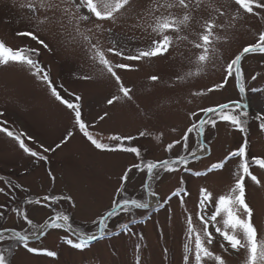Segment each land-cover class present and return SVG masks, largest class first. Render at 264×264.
<instances>
[{"label":"rangeland","instance_id":"1","mask_svg":"<svg viewBox=\"0 0 264 264\" xmlns=\"http://www.w3.org/2000/svg\"><path fill=\"white\" fill-rule=\"evenodd\" d=\"M25 2L0 0V40L13 48L39 49V57L34 58L48 72L61 96L79 104L82 119L96 139L114 145L116 142L109 139L113 135L135 137L124 143L126 146L139 147L145 161L172 159L178 154L189 156L179 145L171 153L166 152L165 148L168 143L180 139L193 122L190 112L201 107L237 101L247 105L242 111L248 115L241 118L245 120L248 132L241 133L223 122L218 123L216 128L206 126L202 138L206 147L210 148V153L201 150V142L195 132L190 134L189 148L199 153L201 158L189 159V168L192 171H205L230 151L238 149L245 138L248 141L249 158L264 157V132L259 130V122L255 119L257 114L264 113V55L249 54L242 61L244 97L235 85V78H229L227 84L218 91L204 96L193 95L222 81V66L225 62L242 46L253 42L259 30H264V22L258 18L242 22L244 26L239 28L235 38L217 53L222 59L216 61L215 67L210 65L200 76L187 80L177 81L176 77L184 75L190 68L195 71V68L186 61L181 63L174 54L139 62L120 61L109 56L114 62L133 65L131 70H117L124 85L132 89L133 99H121L109 105V99L121 95L117 84L110 75L101 73L99 65L94 63L90 52L81 43L69 42L67 36H61L44 26L37 34L48 43L50 51L29 37L16 35L18 31H33L36 28V22L30 20L27 10L21 7ZM104 27H111L133 50L146 46L152 39L139 30L128 29L122 23L115 26L105 23ZM129 36H135L136 39H126ZM106 37L107 33L103 43L108 47L110 45ZM152 75L160 79L152 82L149 79ZM85 76L90 79H84ZM254 76L255 79L252 78ZM75 96L81 99L76 101ZM0 113V127L22 134L21 138L27 147L46 157L44 160L32 157L19 147L16 140L0 132V177L4 178L0 180V188L4 189L0 193V204L8 207L18 205L26 209L34 223H43L54 209L65 210L74 228L96 232L98 228L92 221L108 209L123 172L139 162V158L131 153L96 149L79 131L74 113L55 99L42 80L26 67L17 64L0 65ZM140 132L146 135L141 137ZM44 148L49 151L44 152ZM238 163V159L234 158L223 170L207 177H196L184 171L182 166L175 173L161 171L147 182L162 201L178 187L186 189L189 195L183 197L184 207H181L179 198L173 197L159 211L153 210L156 203L154 198L150 202L151 199L144 194L150 203L149 209L137 210V214L131 218L121 216L109 221L108 234L132 219L135 221L148 215L144 221L129 224L134 235L119 231L116 235L93 241L89 249L80 252L63 243V231L51 230L40 241L31 242V246L54 250L58 253L57 257L27 254L17 248L15 251L18 254L13 264H135L134 248L137 243L142 245V264H183L186 215L193 216L197 230L201 227L196 216L200 188L207 187L215 196L227 193L235 182L234 173ZM251 171L261 181V185L246 178V202L253 209V222L258 235L264 239V169L253 165ZM7 181L20 187H10ZM145 181L144 173L133 170L128 182L129 193L140 196V186ZM45 195L71 196L75 207H71L70 202H60L48 208L25 203L28 199H42ZM3 210L8 218L0 221V224L11 225L15 220L14 213ZM16 223L19 225L20 221L16 220ZM209 230L214 231L211 226ZM141 234L143 240L139 239ZM221 243L224 242L217 235L212 245L216 254L221 255L227 264H244L242 251L224 252L220 248Z\"/></svg>","mask_w":264,"mask_h":264},{"label":"snow or ice","instance_id":"2","mask_svg":"<svg viewBox=\"0 0 264 264\" xmlns=\"http://www.w3.org/2000/svg\"><path fill=\"white\" fill-rule=\"evenodd\" d=\"M29 13V19L36 22L33 31H18V37H29L41 45L46 50H51L37 31L41 26L55 32L61 36H67L69 42H79L90 52V58L99 65L102 74L110 75L116 82L121 95L113 96L108 100L111 105L121 99L131 101L133 99L132 89L126 87L117 74V70H131L132 64L114 62L109 56L116 57L120 61H148L163 58L168 55H175L181 63L185 61L194 66L184 75H178L177 81L187 80L191 77L200 76L211 65L215 67L216 61L222 59L217 53L222 47L229 44L236 36L242 22L251 18H258L264 22V0H26L21 5ZM113 26L122 23L132 31L139 30L143 35L152 39L144 47H137L135 50L128 47L124 39L119 34L114 33L112 28H105L104 24ZM239 26V27H238ZM107 33V43L105 47L103 40ZM128 40H135V36L126 37ZM249 54L264 55V30H259L254 35L253 42L248 43L233 55L222 66L223 79L220 83L213 84L206 90L194 92V96H204L222 89L229 78H235L239 92H245L244 72L242 61ZM39 49L22 47L13 48L0 40V65L17 64L26 67L33 75L42 80L51 91L57 101L65 105L74 113L75 124L79 131L91 142V144L105 152H124L134 154L139 158V162L127 167L120 177V184L113 193L108 209L100 214L92 224L98 228L99 235L92 231H79L70 222L71 217L65 210H55L43 223H34L29 217L26 209H21L18 205L8 207L0 204V221L7 219V209L14 213L15 220L11 225L0 224V264H13L18 254L15 250L19 248L27 254L44 255L47 257H57L54 250L31 246V242L40 241L46 237L51 230H61L65 233L61 237L63 243L73 250L83 252L90 248L93 241L103 239L108 234L109 221L121 216L133 217L137 210H147L150 203L145 199L144 194L155 200V210L159 211L173 197L179 198L181 207H184L183 197L188 196L186 189L178 187L165 199L161 200L159 194L147 181L159 175L161 171L165 173H175L181 170L191 172L196 177H207L211 173L223 170L226 164L236 158L238 168L234 173L236 179L229 191L225 194L215 196L207 187L199 190V201L197 213L200 229L194 226L193 216L186 215V234L183 245V264H227L226 260L212 250V245L217 235L224 243L220 248L224 252L230 250L236 253L243 252L244 264H264V239L258 235V229L253 222V209L246 202V178L256 185H261V181L253 174V165L264 169V157H251L248 155V141L236 150L230 151L221 161L213 163L205 171H192L189 168L188 155L178 154L176 158L163 159L159 161H145L141 154V149L135 146H126L125 141H132L135 137L113 135L109 139L116 142L114 145L103 143L93 137L88 131V125L82 119L81 109L78 103L64 99L60 92L39 64ZM90 79V77H83ZM255 79L256 77H252ZM152 82H157L160 78L157 75L149 77ZM81 97L75 96L79 101ZM247 105L239 102L222 103L214 106L201 107L190 112V126L187 127L180 139L174 140L166 145L165 151L171 153L179 145L184 152H187L195 159H200L196 151L189 148L190 134L196 133L198 136L205 134L206 126L216 128L220 122L230 125L232 128L247 133L246 122L241 117L248 115L242 111ZM2 115V113H0ZM107 115V114H105ZM104 119V117H101ZM259 122L258 127L264 132V113L256 115ZM0 132L13 138L19 147L32 157L40 160L46 159L37 151L27 147L22 134L14 133L7 127H0ZM71 135V133L69 134ZM141 137L145 132H140ZM202 151L209 152L204 144L199 145ZM43 147V146H41ZM59 147V145H57ZM49 151L48 148L43 149ZM133 170L144 173L146 181L141 184L140 196L129 193L128 182ZM51 175V173H49ZM0 177V180H3ZM55 180V177H52ZM10 187H20L11 185V181L6 182ZM181 180V184H183ZM4 189L0 188V193ZM7 195V193H5ZM60 202H70L71 207H75V202L71 196L45 195L42 199H28L27 205H43L52 207ZM187 208L185 212L187 213ZM16 220L20 223L17 225ZM210 226L214 231H210ZM121 232L132 234L128 223L121 226ZM143 240L142 234L139 237ZM9 242H11L9 244ZM227 245V246H226ZM142 245L137 243L134 248L135 264H142ZM167 251V250H165Z\"/></svg>","mask_w":264,"mask_h":264},{"label":"water","instance_id":"3","mask_svg":"<svg viewBox=\"0 0 264 264\" xmlns=\"http://www.w3.org/2000/svg\"><path fill=\"white\" fill-rule=\"evenodd\" d=\"M236 86H237V88H238V90H239V86H238V84H237V82H236ZM242 97H244V93L242 94ZM199 138H200V142L202 143V144H204L203 143V140H202V136H199ZM205 145V144H204ZM199 154L197 153V156H198ZM189 159H191V158H193L192 156H189L188 157ZM97 235H99V233H96Z\"/></svg>","mask_w":264,"mask_h":264},{"label":"bare ground","instance_id":"4","mask_svg":"<svg viewBox=\"0 0 264 264\" xmlns=\"http://www.w3.org/2000/svg\"><path fill=\"white\" fill-rule=\"evenodd\" d=\"M150 199H151V198H150ZM152 199H153V198H152ZM152 199L150 200V202H152V201H153Z\"/></svg>","mask_w":264,"mask_h":264}]
</instances>
